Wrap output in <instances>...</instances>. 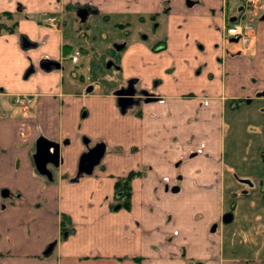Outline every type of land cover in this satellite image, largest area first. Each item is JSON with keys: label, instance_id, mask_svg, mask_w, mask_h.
I'll list each match as a JSON object with an SVG mask.
<instances>
[{"label": "crops", "instance_id": "0c3cea01", "mask_svg": "<svg viewBox=\"0 0 264 264\" xmlns=\"http://www.w3.org/2000/svg\"><path fill=\"white\" fill-rule=\"evenodd\" d=\"M81 7L120 19L156 15L151 44L144 35L116 46L108 66L120 81L104 90L75 81L79 59L70 61L76 49L64 38L63 17ZM241 7L240 0H0V12L17 18L14 31L0 34V264H264L228 252L222 222L226 111L264 103V0ZM46 13L58 16L57 27L45 24ZM234 20L253 27L246 44L226 38ZM44 59L60 67L46 71ZM130 79L157 99L121 113L114 91ZM41 137L60 144L47 173L33 158ZM96 142L105 146L103 167L77 176L80 155ZM138 170L129 207L116 208V179ZM61 214L72 229L65 237Z\"/></svg>", "mask_w": 264, "mask_h": 264}, {"label": "rangeland", "instance_id": "374dc122", "mask_svg": "<svg viewBox=\"0 0 264 264\" xmlns=\"http://www.w3.org/2000/svg\"><path fill=\"white\" fill-rule=\"evenodd\" d=\"M258 3L256 0L254 4ZM119 17L113 13H91L81 21L74 11L65 12L63 34L66 41L79 51V64L73 70L77 74L75 81L81 88L88 90L96 83L104 90L120 81L115 65L108 66L117 58L116 46L122 44L119 42L140 39L142 35H150L149 44L154 40L151 31L155 26L149 17ZM119 20L132 22L130 28L129 25H118ZM156 23L163 26L161 21ZM158 29L163 30L162 27ZM5 102L9 103L8 100ZM263 105V102L254 101L233 112L226 111L224 145L225 210L229 212L233 208L234 216L231 222L223 224L226 246L228 252H234L241 260L261 262H264V162L261 159L264 153V113L257 109ZM102 167L101 163L96 166ZM142 171L138 170L140 174Z\"/></svg>", "mask_w": 264, "mask_h": 264}, {"label": "water", "instance_id": "95a60500", "mask_svg": "<svg viewBox=\"0 0 264 264\" xmlns=\"http://www.w3.org/2000/svg\"><path fill=\"white\" fill-rule=\"evenodd\" d=\"M89 11L86 8H79L76 11L77 16L80 18L81 21H84L86 19V16L88 15ZM92 13H96L95 11H92ZM40 67L46 71L52 69L53 67L55 68H59L60 65L58 62H54L48 59H44L41 64ZM33 71V68L30 67L28 69V71L26 72V75L30 74ZM124 88H120L116 91H114V95L116 97V104L118 109L120 110L121 113L125 112L126 108L128 106H130L129 104H125V103H121V100L123 99H131L129 97H124ZM149 91H145V94H149L150 98L146 99V101H154L157 98L152 94V93H148ZM86 141V139H85ZM105 151V146L103 143H99L97 145H95L94 148H91L89 151L82 153L80 155L79 161H78V167H77V176L80 174H90L94 168V166H96ZM34 158V163L36 166V169L40 172V173H47L48 170L46 168L47 164L51 163L53 165H58L59 160H60V144L50 141L46 138H39L36 141V151L35 154L33 156ZM178 188L175 187L173 189V191H177ZM118 208V206L116 207ZM232 213L227 212L224 213L222 216V222L223 223H228L232 220ZM55 242H51L49 243V245L47 246V248L44 251V254H48L50 253V251L52 250L53 246H54Z\"/></svg>", "mask_w": 264, "mask_h": 264}, {"label": "trees", "instance_id": "16d2710c", "mask_svg": "<svg viewBox=\"0 0 264 264\" xmlns=\"http://www.w3.org/2000/svg\"><path fill=\"white\" fill-rule=\"evenodd\" d=\"M155 17L156 15H151L150 19L154 21ZM16 24H17V18L15 17L14 13L0 12V34L5 33V32L14 31ZM120 26L122 27V25ZM156 44L152 46V49L156 50V47L159 46ZM261 159L264 162V153L262 154ZM139 175L141 174L138 171H130L126 176L119 177L116 179L115 184H114L115 198L118 200L117 201L118 204L116 206H120L124 208L129 207L130 195H131L130 181L133 177L139 176ZM60 218H61L60 225H61V230H62L61 233H62V236L65 237L70 232H72V229L69 226V218L66 215L61 214Z\"/></svg>", "mask_w": 264, "mask_h": 264}, {"label": "built area", "instance_id": "2783aa9c", "mask_svg": "<svg viewBox=\"0 0 264 264\" xmlns=\"http://www.w3.org/2000/svg\"><path fill=\"white\" fill-rule=\"evenodd\" d=\"M242 3L241 9L248 7L249 5H253L256 0H240ZM44 22L49 27H57L59 25V18L57 15L53 13H46L44 14ZM253 27L248 23H243L241 21H231L230 23H227L224 30H225V36L226 38H236L237 40L242 41L243 44L247 43V34L248 32H251ZM70 61L72 63H77L79 59V51L75 50L70 55ZM15 101L17 103H22L21 98H16Z\"/></svg>", "mask_w": 264, "mask_h": 264}, {"label": "flooded vegetation", "instance_id": "af4514ba", "mask_svg": "<svg viewBox=\"0 0 264 264\" xmlns=\"http://www.w3.org/2000/svg\"><path fill=\"white\" fill-rule=\"evenodd\" d=\"M153 26H155L154 25V21H153ZM142 36H144V35H142ZM120 88H124L125 89L124 90V95H125L124 97L131 98V99H123V100H121V103H125V104H129L130 103V106H128V107H136L137 108L142 103H144L146 101V99L150 98L149 94H145V91H147V90L144 89V88L139 87L137 85V81L134 80V79L127 80L124 84L120 85L116 90H118ZM148 93H151V92H148ZM99 143H101V142H96L95 144L88 145L86 147V150L84 151V153L89 151L91 148H94L95 145H97ZM98 164L96 166H98ZM96 166H94V167H96ZM229 212L232 213V211H229Z\"/></svg>", "mask_w": 264, "mask_h": 264}]
</instances>
